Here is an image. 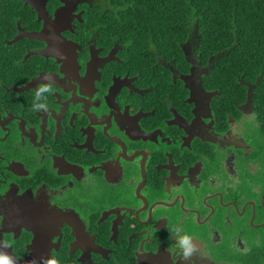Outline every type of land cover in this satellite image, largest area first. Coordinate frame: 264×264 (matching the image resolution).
Segmentation results:
<instances>
[{"label": "flooded vegetation", "instance_id": "1", "mask_svg": "<svg viewBox=\"0 0 264 264\" xmlns=\"http://www.w3.org/2000/svg\"><path fill=\"white\" fill-rule=\"evenodd\" d=\"M18 1L33 15L13 33L0 0L6 251L21 261L52 252L61 264H172L169 237L182 227L202 238L203 264H264V73L208 82L211 57L202 63L191 49L182 64L149 50L147 71L99 35L98 16L81 28L89 0L46 1L51 20L73 4L59 37ZM41 83L56 91L35 112Z\"/></svg>", "mask_w": 264, "mask_h": 264}, {"label": "trees", "instance_id": "2", "mask_svg": "<svg viewBox=\"0 0 264 264\" xmlns=\"http://www.w3.org/2000/svg\"><path fill=\"white\" fill-rule=\"evenodd\" d=\"M87 20L99 35L128 46L129 57L152 71L158 57L185 63L193 51L202 63L211 57L207 81L255 77L264 73V0H89ZM0 6L3 3L0 2ZM18 0H7V25H24L29 14ZM24 16V17H23ZM23 17V18H22Z\"/></svg>", "mask_w": 264, "mask_h": 264}, {"label": "clouds", "instance_id": "3", "mask_svg": "<svg viewBox=\"0 0 264 264\" xmlns=\"http://www.w3.org/2000/svg\"><path fill=\"white\" fill-rule=\"evenodd\" d=\"M47 75V73L45 74ZM56 91V88L51 83L37 84L31 110L35 112L47 111L49 108L48 98ZM248 119H251L249 117ZM239 131V129H235ZM231 187V185H229ZM51 199H55V193L49 192ZM3 217L0 216V228L3 225ZM12 239L9 237L7 240H0V264H20L22 257L7 252L6 249L12 248ZM174 256H170L172 264H203L206 259V252L204 251L202 238L195 232L185 231L182 227H174L172 234L169 237V247L167 249ZM31 251H26L25 256H31ZM29 264H61L60 260L50 253L45 257L39 259L33 258Z\"/></svg>", "mask_w": 264, "mask_h": 264}, {"label": "water", "instance_id": "4", "mask_svg": "<svg viewBox=\"0 0 264 264\" xmlns=\"http://www.w3.org/2000/svg\"><path fill=\"white\" fill-rule=\"evenodd\" d=\"M23 1L25 4L30 5V7L35 10L38 19L43 21V27L41 31L44 28V30L47 31V33L49 32L53 33L52 37L60 36V32L65 29V26L68 22V13L71 9L70 7L73 4L68 3V5H65L62 9L57 10L53 15V19L51 20L47 18V12L45 10V3L47 0H23ZM155 260L156 257H148V256L138 257V264H151ZM29 261L30 260L20 261V264H29ZM156 264H161V263L160 261H158Z\"/></svg>", "mask_w": 264, "mask_h": 264}]
</instances>
